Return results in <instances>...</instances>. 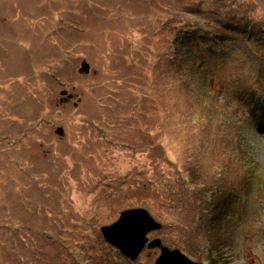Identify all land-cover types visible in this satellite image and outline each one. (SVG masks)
I'll return each mask as SVG.
<instances>
[{
  "label": "rangeland",
  "instance_id": "374dc122",
  "mask_svg": "<svg viewBox=\"0 0 264 264\" xmlns=\"http://www.w3.org/2000/svg\"><path fill=\"white\" fill-rule=\"evenodd\" d=\"M138 208L166 226L130 262L102 230ZM156 238L264 264V0H0V264H158Z\"/></svg>",
  "mask_w": 264,
  "mask_h": 264
},
{
  "label": "water",
  "instance_id": "95a60500",
  "mask_svg": "<svg viewBox=\"0 0 264 264\" xmlns=\"http://www.w3.org/2000/svg\"><path fill=\"white\" fill-rule=\"evenodd\" d=\"M89 72L90 65L84 62L79 73L88 75ZM77 106L79 105L76 104ZM58 130V135L63 136V130L61 128ZM162 228L163 225L156 221L147 210L133 209L121 213V219L116 224L103 228L102 232L110 245L118 249L130 261H136L148 246V235ZM149 245V249L159 247L162 252L158 264H177L176 260L182 264H198L187 258L180 250L165 247L160 238L154 239Z\"/></svg>",
  "mask_w": 264,
  "mask_h": 264
},
{
  "label": "trees",
  "instance_id": "16d2710c",
  "mask_svg": "<svg viewBox=\"0 0 264 264\" xmlns=\"http://www.w3.org/2000/svg\"><path fill=\"white\" fill-rule=\"evenodd\" d=\"M80 101V100H79ZM78 101V105L81 103V102H79ZM189 184H190V182L187 180L185 183H184V185L185 186H189ZM200 186L201 187H204V185L203 184H200ZM192 207H193V205H192ZM157 208H158V205H153V206H148V209H152L154 212L157 210ZM218 211H222L223 212V215H222V218H223V220H225V221H227L228 222V225L227 226H225L227 229H230V226L229 225H233V222H235V218L233 217V216H231L227 211H224V210H221V209H218V210H216L215 211V214L217 215V213H218ZM150 212V211H149ZM150 214H151V212H150ZM156 214V213H155ZM152 215V214H151ZM153 216V215H152ZM156 217H157V219L159 220H157V219H155L156 221H158V222H160L162 225H163V228L162 229H164L165 228V226H166V224L161 220V219H159V217L156 215ZM111 250H113L112 248H110ZM94 251L96 252V250L94 249Z\"/></svg>",
  "mask_w": 264,
  "mask_h": 264
},
{
  "label": "clouds",
  "instance_id": "9594fccd",
  "mask_svg": "<svg viewBox=\"0 0 264 264\" xmlns=\"http://www.w3.org/2000/svg\"><path fill=\"white\" fill-rule=\"evenodd\" d=\"M91 69V68H90ZM90 73V72H89ZM138 209H143V208H138ZM127 210H133V209H126V210H124V211H122L121 213H123V212H125V211H127ZM146 210V209H145ZM148 211V210H147ZM110 245V244H109ZM113 249H115L116 251H118L120 254H122L118 249H116L115 247H113L112 245H110ZM123 255V254H122ZM124 256V255H123ZM124 258H126L125 256H124ZM127 260H129L128 258H126ZM130 261V260H129Z\"/></svg>",
  "mask_w": 264,
  "mask_h": 264
},
{
  "label": "bare ground",
  "instance_id": "6f19581e",
  "mask_svg": "<svg viewBox=\"0 0 264 264\" xmlns=\"http://www.w3.org/2000/svg\"><path fill=\"white\" fill-rule=\"evenodd\" d=\"M149 212V211H148ZM150 213V212H149ZM158 231H160V230H158ZM156 232V231H155ZM106 242V241H105ZM107 243V242H106ZM165 246V245H164ZM165 247H167V246H165ZM110 251H112V250H110ZM109 251V252H110ZM113 252V251H112ZM182 253V252H181ZM185 255V254H184ZM186 256V255H185ZM176 262H177V264H182L179 260H176Z\"/></svg>",
  "mask_w": 264,
  "mask_h": 264
},
{
  "label": "flooded vegetation",
  "instance_id": "af4514ba",
  "mask_svg": "<svg viewBox=\"0 0 264 264\" xmlns=\"http://www.w3.org/2000/svg\"><path fill=\"white\" fill-rule=\"evenodd\" d=\"M72 97L74 98V96H72ZM73 98H72V99H73ZM81 101H82V99H81ZM62 104H64V103H62ZM137 260H138V259H137ZM137 260H136V261H137ZM130 262H135V261H130Z\"/></svg>",
  "mask_w": 264,
  "mask_h": 264
}]
</instances>
